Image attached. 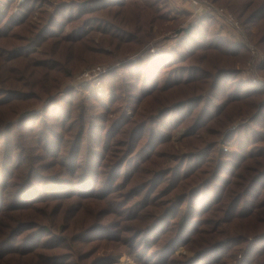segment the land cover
I'll return each mask as SVG.
<instances>
[{
	"label": "trees",
	"instance_id": "obj_1",
	"mask_svg": "<svg viewBox=\"0 0 264 264\" xmlns=\"http://www.w3.org/2000/svg\"><path fill=\"white\" fill-rule=\"evenodd\" d=\"M213 1L225 3L249 33L262 22L253 42L264 53V0ZM46 2L0 0V142L5 144L0 147V264H59L69 259L58 256L59 250L95 236L99 227H107L100 222L109 216L113 218L108 225L115 228L139 222V228L127 227L125 235L134 231L129 241L141 243L140 263L164 258L181 241L197 250L187 264H212L216 254L222 261L243 253L239 264H253L255 254L264 256V249H259L264 241V187L252 210L238 217L245 199L264 179V123L256 124L264 119V94L251 92L255 82L240 77L239 71L250 56L248 46L219 34L216 19L205 14L170 51L131 62L124 57L154 39L157 25L165 28L171 0H58L52 8ZM77 25L94 29L83 35L67 29ZM101 61L118 64L94 81L63 87L67 78ZM170 61H175L172 66ZM228 76L234 85L217 97L218 82ZM88 93L90 103L83 98ZM191 105L202 106V114L194 125H187L182 142L196 136L203 116L212 112L218 111L214 118H223L218 121L220 131L246 120L230 128L222 140L235 149L220 153L209 166L218 143L206 135L187 151L167 140L169 148L162 154L156 153L159 133L152 129L148 136L151 119L144 114L149 106L159 117L170 119ZM129 110L133 116H128ZM34 118L35 124L61 136L60 148L65 142L77 180L52 179L67 199L74 194L79 198L64 203L58 195L53 205L37 194L33 202L45 203L43 207L19 205L10 216L8 190H14L11 200L19 201L27 186L25 164L32 176L46 156L29 153L23 160L26 149L39 151L35 143L27 148L20 131ZM52 158L55 162L44 170L63 165L59 152ZM233 158L239 160V180L224 181L220 177L234 165ZM80 164L83 172L78 171ZM199 206L208 213L205 221L198 216ZM200 222L202 241L195 245L186 235ZM163 227L169 228L165 239L158 233ZM83 230L69 242V234ZM100 239L106 240L104 235ZM13 242L31 246L19 253Z\"/></svg>",
	"mask_w": 264,
	"mask_h": 264
},
{
	"label": "rangeland",
	"instance_id": "obj_2",
	"mask_svg": "<svg viewBox=\"0 0 264 264\" xmlns=\"http://www.w3.org/2000/svg\"><path fill=\"white\" fill-rule=\"evenodd\" d=\"M56 2H58V0H47L46 5L52 8V6ZM217 4L219 6L228 8L225 3H217ZM161 5L163 6L164 3L162 2ZM34 14L35 16L39 17L40 15L39 9H36L34 11ZM185 19H190V15L187 14V17ZM199 19H200L199 17L192 19L191 22H189V25L184 26V28H182L180 20H168L165 23V28L163 29H161L157 25L156 30L159 33L156 37L154 36L155 38L153 37L154 39L152 40H162L165 36H168L167 39H171L172 33L177 32L180 38L173 39V41L169 45L170 48L168 49V51H170L173 47H176L178 45L180 40L183 38L182 35L186 34V29L190 26V24H194L198 22ZM261 23H262L261 21H258L254 26H252L251 29H249L252 35V40L254 39V41H255V36H257L260 33L259 26L261 25ZM216 28H217L216 31H218L219 33L218 25L215 24V29ZM67 29L74 30L77 34L83 35L94 29V25H89V26L77 25L75 27H67ZM147 44L148 42L145 43L139 50L130 53L132 55L128 53V55L125 56L124 59L133 57L134 54L141 52ZM174 62L175 61H170L169 65L172 66ZM95 64H105L112 68L114 64H118V63L101 61V62H93L87 65L86 67ZM250 69H251V64L249 63V58H247L246 61L239 66L240 77L250 81L251 79H249V76L246 74V71H249ZM259 74L264 76V70L259 72ZM73 76L69 79L67 78V81L64 83L63 87L69 88L70 84H74L76 78L75 76L74 77ZM232 79L233 78L228 76L224 80L218 82L217 84L218 89L216 94L217 97L218 96L220 97L221 94L224 93L223 91L231 90L232 86L234 85L231 84L232 83L231 81H233ZM10 85L14 86L12 82ZM251 87L253 88L251 92H254L255 95L261 96L264 94V85L260 86L257 83L255 84L252 83ZM220 89H222V92L220 91ZM83 98H85V102L87 103H90L92 101V98L90 97V93L85 94ZM35 107H38V105H36ZM201 107L202 106L191 105L181 110L176 117L171 116V118L168 119L167 116L159 117L160 114L158 113V110L152 106H149V109L146 110L144 116L151 119V124L148 129V136L150 135L152 129H154L156 132L159 133L157 135L156 153L162 154L165 151H167L169 148V143H165V141L170 139L172 140L173 143L176 144L178 149H180L181 151H187L188 147L192 145L201 144L202 136L206 135L207 140L218 143L217 147L210 153V158L207 160L208 162L206 163V166H209L210 161H213V159L216 158L220 153H227V151L235 149V146L232 143H229L228 145L223 143L222 140L224 139L226 133L230 128L235 127L238 124L245 122L246 120L233 122L231 125L226 126L220 131L218 126V121L223 120V118L220 116L214 118V116L218 113V111L216 113L212 112L214 114L211 113L206 115L205 117L203 116L202 124L198 128L196 136L186 141L184 140L182 142L183 134L186 133L187 131V125L191 123H193L194 125L198 120V118L200 117V115L202 114V113L199 114ZM133 112H134L133 110H129L128 116L130 115L133 116L134 115ZM183 121H185V123H182ZM261 121L262 122H258L256 124L264 123V119H262ZM25 123H27L25 127L20 128V131H22L23 133L22 136L24 143L25 145H27V148H29L32 145V143H35V145H38L39 151L35 152V150L26 149V155L24 156L23 160L26 161L29 153H36L41 155L45 154L46 156H45V160L41 164H37V166L35 167L36 171L33 172L32 176H30L29 174L30 171L28 169V165L25 164L24 169L27 170V186L22 192L21 199L19 201H15L13 198L11 200V197H13L14 195V190L12 188L8 190V197H10V200H8L7 202L8 203V209L6 210L7 214L10 216L14 215L15 212H13L12 209L18 207L19 205H36L37 207H43L45 203L33 202V198L37 196V194L39 195V199L41 200L47 199L46 203H51L53 205L57 202L51 200L54 199V197H57L58 195L60 196L59 202L63 201L64 203H69L71 201H78L79 198L78 194H74L71 199H67L66 196L61 194L60 192L61 185L58 183V181L52 179L59 177L64 180L72 181V182H75L77 180L74 162L69 160L64 150L65 142L62 148H60L59 146L61 143V136L53 135L50 131L43 129L42 124H40L39 122L35 124V118L32 120H27ZM49 136L52 137V140H49ZM181 142L182 144H178ZM4 145H5L4 142H0L1 148H3ZM53 152L60 153L59 161L62 162L63 165L62 166L58 165L51 170H44V168L47 165H52L55 162L56 159L52 158ZM233 161L235 166L233 164L228 166V168H226L223 171V176H221L220 179L224 181L239 180V178L237 177L238 171L236 170L237 168L236 165H238L237 163L239 160L233 158ZM4 163L7 167L11 166V163L7 159H5ZM60 169H62L63 171L61 174L57 172ZM83 170H84L83 166L80 164L78 171L83 172ZM69 173H72L73 175L71 176ZM28 181H30V183H28ZM41 181H43V183L45 184H42ZM2 183H3L2 174H0V190ZM216 183L221 184L223 182L216 181L214 184ZM263 187H264V179L254 189V193L245 199L243 203V207L238 214V217H241V215H245L250 210H252V208L254 207L253 203L257 201V194L260 190H262ZM80 195H83V193H81ZM201 209H203L202 206H199L198 216H201L204 219L203 221H205L208 213L201 212L200 211ZM111 218H113V216H109L100 222L101 224L107 225V227L106 228L99 227V230L97 231L96 235L93 236L92 238L85 237L81 239V242L79 244L69 243L68 248L59 250L58 256L69 257V259L60 260L58 263L59 264H163L166 260H168L170 264H187L190 258L197 253L196 249H191L192 244L186 245L187 243L185 241H181L177 243V245L173 247L169 251V254L164 256V258H161V255H159L157 257H153L151 262L144 261L143 263H140L139 259L141 257L140 256L141 243L140 242L135 243L129 241V239L135 235L134 231L125 235V229H127V227L139 228V222H126L121 224L123 227L115 228L113 226L108 225L109 220ZM37 223L40 225H46L45 222L43 221ZM203 223L204 222H200L199 224L195 225L190 230V232L187 233L186 238L189 239L188 241L190 240H192V242L194 241L195 245H198L202 241V236L199 235L198 232L202 228ZM85 231L86 230H83L81 232H76L74 234H69L68 235L69 242L71 240L75 241L76 237H78L80 234H82ZM168 232H169V228L163 227L158 233L160 234V237L162 239H165L168 236L167 235ZM103 235L106 240L100 239V237H102ZM252 237L253 235H251L249 238ZM52 240L59 241V239L56 237L52 238ZM12 246L13 248H16L19 253H23L31 246V244H27V242L24 243L13 242ZM259 249H264V241L259 243ZM42 251L48 254L51 253L45 249ZM229 255L230 253L227 254L226 257H229ZM214 256L215 258H212V260H217V262H214L212 264H239V261L243 257V253L242 254L239 253L237 256H234L233 258L222 261H221L222 259L221 254H216ZM263 257L264 256L255 254L251 258L252 259L251 261L253 264H260L261 258Z\"/></svg>",
	"mask_w": 264,
	"mask_h": 264
},
{
	"label": "built area",
	"instance_id": "obj_3",
	"mask_svg": "<svg viewBox=\"0 0 264 264\" xmlns=\"http://www.w3.org/2000/svg\"><path fill=\"white\" fill-rule=\"evenodd\" d=\"M171 8L170 20L180 17L185 19L187 14L190 15V19H185L181 22L182 28L188 26L189 22L194 18H201L205 14L213 16L217 21L219 31L224 36L237 42H243L248 46L250 49L249 63L251 64V69L246 71V74L255 83L264 84V76L259 74V72L264 70V53L253 42L247 28L236 13L226 7L219 6L213 0H171ZM167 38L168 36H165L162 40L148 42L141 52L134 54L133 57L126 58V60L133 62L142 56H158L170 48L169 45L173 39L180 37L177 32H173L171 39ZM110 69L111 67L105 64L85 67L75 76L74 84L70 85H84L87 82L96 80Z\"/></svg>",
	"mask_w": 264,
	"mask_h": 264
},
{
	"label": "crops",
	"instance_id": "obj_4",
	"mask_svg": "<svg viewBox=\"0 0 264 264\" xmlns=\"http://www.w3.org/2000/svg\"><path fill=\"white\" fill-rule=\"evenodd\" d=\"M194 11H196V10L194 9ZM184 20H185V19H184V18H182V21H184ZM182 21H181V22H182Z\"/></svg>",
	"mask_w": 264,
	"mask_h": 264
}]
</instances>
